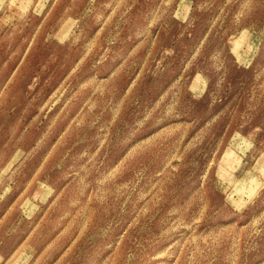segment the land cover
I'll return each instance as SVG.
<instances>
[{"label":"rangeland","instance_id":"obj_1","mask_svg":"<svg viewBox=\"0 0 264 264\" xmlns=\"http://www.w3.org/2000/svg\"><path fill=\"white\" fill-rule=\"evenodd\" d=\"M0 264H264V0H0Z\"/></svg>","mask_w":264,"mask_h":264}]
</instances>
